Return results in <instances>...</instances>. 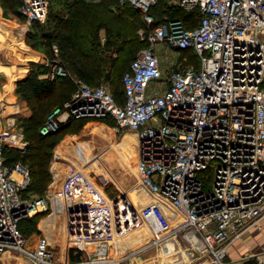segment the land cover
<instances>
[{
    "label": "built area",
    "instance_id": "2783aa9c",
    "mask_svg": "<svg viewBox=\"0 0 264 264\" xmlns=\"http://www.w3.org/2000/svg\"><path fill=\"white\" fill-rule=\"evenodd\" d=\"M159 1L117 0L141 12L144 25L137 34L145 42L122 72L121 97L105 83L76 81L39 128L46 134L71 119L112 117L116 131L134 130L139 183L152 199L138 207L127 197H107L106 204L68 209L69 245L85 259L56 261L46 234L32 247L20 222L47 210L52 197L25 195L29 166L5 162L6 149L28 145L7 112L0 127V264L7 254L16 260L17 253L23 264H105L114 238L141 223L156 230L155 242L180 234L188 250L207 253L206 264H227L231 242L264 215V0H163L195 13L189 26L179 16L153 24L149 10ZM19 12L28 23H44L49 0H21ZM160 42L189 51L197 64L177 61L163 91L155 86L164 81L155 52ZM57 65L52 63L48 77L65 74ZM100 183L105 189L108 181ZM166 206L180 216L175 222Z\"/></svg>",
    "mask_w": 264,
    "mask_h": 264
},
{
    "label": "rangeland",
    "instance_id": "374dc122",
    "mask_svg": "<svg viewBox=\"0 0 264 264\" xmlns=\"http://www.w3.org/2000/svg\"><path fill=\"white\" fill-rule=\"evenodd\" d=\"M84 2H87L91 6L85 12L87 16L83 18L79 15L82 1L75 2L72 5L70 0H49L50 20L47 24H34L35 22L28 23L25 17L19 12L21 0H15L13 3L8 0H0V29L8 33L9 37L8 41L3 43V47H0V62H3L2 65H0V68L5 71L7 70L8 72L14 71L15 73L16 69L19 68L22 62H25V64L27 63L25 66L27 67L26 69H34L39 63L47 64L51 68L52 58L57 59L56 61L61 58H63V60H68L63 57L64 53L62 54L60 44L63 43L67 45L69 43V45L73 47V50L68 48L67 52H69L73 58L77 57L78 53L92 58L102 56L107 59V63L101 67L102 72L100 71V75L93 80H85L79 75V77H76L75 79H72L71 77L60 78L57 80V83L69 79L70 82L74 84L75 89L77 86L76 81L80 80L88 84H96L98 82L107 83L112 90L120 88L122 70L127 65V60L131 59L133 53L140 45L137 30L144 25L143 16L141 14L142 22L140 19L141 17L135 15V8L132 7L121 8L122 6L119 7L116 4L112 6L107 4L100 5L102 3L101 0H89ZM167 4L168 3H164L162 5ZM162 16L170 17V15H167L166 13H163ZM99 23L105 24L109 29L107 31L105 28L94 29V34L91 35L93 37L92 41L95 48L93 49L91 48L88 33ZM24 28L26 29L24 30ZM44 34L47 35V37H41ZM69 34H73L70 39L66 37ZM21 40L26 43L30 52L25 57L22 52L19 51V41ZM49 49L51 53L49 52ZM155 51L158 53L157 55L159 58H161L160 62L162 67H164V64L167 65L169 62L171 63L174 60H177L179 55L183 53L181 50L169 44L165 46L162 43L156 44ZM59 66V64L56 66L57 70H60ZM19 70L18 77L21 74L27 73L22 67H20ZM105 71H109V80L101 78V74ZM57 72V74H61L60 71ZM66 74L69 76L68 73ZM165 75L166 72L165 74L163 73V77H166ZM21 76V78H23L24 75ZM155 86L160 91L161 82L158 81ZM148 90L152 91L151 87H149ZM15 92L17 94L16 98H13L12 96L11 98H6V100L9 102L12 101L10 102L12 105V110L10 112L11 115L15 114L16 124L28 134V121L26 120L24 99L21 97V94L17 92V84L15 86ZM56 94L59 95L58 92H56ZM13 108L15 109L14 112ZM9 109L10 108L7 107L2 110H4V114H6L8 112L6 110ZM81 128L76 130L73 127H70L63 132L55 133L51 137V139L56 140V143L51 151L52 155L50 161L52 160L53 162L51 163L52 167L49 164V172L50 168L51 172H57V174L53 176L54 181H59V179L62 178L63 180L75 178L83 179L84 186H87V188L94 187L96 192L94 194H87L84 192L73 193L69 189L66 192L55 191L56 194L64 198V209L62 211L56 210V215L47 222V225H42L41 220L55 209V198L48 199V209L37 212L40 214L39 218L36 220L33 219L29 227L27 226L28 222L30 224V220L37 213L27 217L21 228L22 233L28 237L27 243L32 247L36 244L37 239L40 236L46 234L53 245L55 260L62 263L77 261L72 260L69 257V250L72 245H69L65 229L67 226L66 212L68 209H77L78 207L93 203V201L96 203L97 201L104 200V203L106 204L109 202L107 197H117L121 198L123 201L125 200V197H127L128 199H131V202L136 206L135 202L139 201L138 199L140 195H145V192L140 189L139 192H135L136 198H132L131 195L133 194L129 195V193L126 192L127 189L124 185L126 182L128 185L138 182L136 166L138 159L137 150L136 155L134 154L136 145L134 140L136 138L135 133L128 129L116 131L115 120L112 117L106 119L93 118L91 122H88L82 129ZM72 133L77 134H75L74 137H71ZM80 145H82V149L79 148L81 147ZM78 148L81 151H79L77 156ZM6 163L10 165V163ZM75 166L85 170L87 176L79 172ZM72 168L75 169V172H72ZM103 177L108 181L105 188V190L108 191V196L101 188L102 186L100 182H102ZM49 184L50 182L47 187L50 186ZM53 184L54 183L51 184V188ZM33 185L34 183L32 180L30 185L24 191L25 195L29 197L40 196L37 191L33 190ZM137 186L141 188L138 183ZM45 192L46 190L41 195H44ZM141 203L142 202L140 201L138 202V207ZM143 224L141 223L133 226L130 229V233L132 232V234L139 237V230H143L151 233L152 237H158V234L153 232L148 224ZM140 239L141 238H139V240ZM141 242H144V239H141ZM151 244L156 245V243L153 242H151ZM160 245H163V242ZM131 247L134 249L137 246L135 247L133 243ZM15 256L16 260L19 261V264H23L21 255L17 253ZM9 259L10 254L4 259V263L11 264L12 260ZM83 259H85V256Z\"/></svg>",
    "mask_w": 264,
    "mask_h": 264
},
{
    "label": "crops",
    "instance_id": "0c3cea01",
    "mask_svg": "<svg viewBox=\"0 0 264 264\" xmlns=\"http://www.w3.org/2000/svg\"><path fill=\"white\" fill-rule=\"evenodd\" d=\"M43 37H44V35H43ZM19 43H20L19 51L22 52L24 57L27 56V54L30 52H29V49H28L26 43H24L23 40L19 41ZM160 43L164 44L165 46L168 45L165 42H160ZM1 47H3V46H1ZM49 52L51 53L50 49H49ZM181 52H183V53H181L179 55L177 60H174L171 63L169 62V64H167V65L164 64V67L161 66V62H160L161 58H159V56L157 55L159 58L160 67H161L163 73L165 74V72H166V75H165L166 77H163L164 81L161 82L160 91H163L165 84H167V76H168L169 70L171 69V67L173 65H176L177 61L185 60L184 63L196 64L194 56L189 51L185 50V51H181ZM156 54H158V53H156ZM166 58H167V56H166ZM56 60L57 59L52 58L51 62L53 63ZM57 62L61 63L63 65V67H65L63 69V67L60 65L62 70L69 74V77H71L72 79L79 77V75H77L73 70H71L69 68L67 61L65 62V60H63L61 58ZM2 63L3 62H0V65H2ZM26 64H25V62H22L21 65L19 66V68L22 67L23 70L25 69L27 72L25 74H21V75H24L23 77L27 76L32 69V68L26 69L27 68V67H25ZM43 65L47 67V72L41 73L39 75L40 78L48 77L47 73L50 69V66H48L47 64L45 65L43 63ZM19 68L16 69L15 73H14V71L8 72L7 70L5 71V70L0 68V104L4 103V108L9 107L10 109L6 110L8 112H10L12 110V108H11L12 106L10 103L12 101L9 102L6 100V98H8V97L11 98L12 96H13V98L14 97L16 98L17 94L15 92V86L17 84V81L19 79H22L21 75L19 77L17 76L19 74V71H20ZM107 72H109V71H105L104 75L101 76V78H105L106 80H109L110 75H109V77H107L106 76ZM66 73L65 74L64 73L57 74L54 78H57V79L58 78H64L65 77L64 75H66ZM57 76H59V77H57ZM48 78H50V77H48ZM54 78H50V79H54ZM105 84L109 87V85L107 83H105ZM112 91L115 92V90H112ZM23 101H24V105H25L24 107H25V113H26V119H27L30 111H29V108L27 106L26 101L25 100H23ZM14 111H15V109L13 108V112ZM4 115H5L4 110H2L0 113V127L5 122ZM11 116L15 118V114L11 115ZM91 120L92 119H89L88 121H86V123H84L83 127L88 122H91ZM128 130H131V129H128ZM131 131L135 133L134 130H131ZM75 134H77V133H72L71 137H74ZM72 139H74V138H72ZM85 141H87V140H85ZM80 146L81 147H79V148L82 149V145H80ZM136 150H137V141H136ZM52 162L53 161L51 160L50 161L51 167H52V164H51ZM77 170L79 172H81L83 175L87 176L85 170H82L80 168H77ZM72 172H75L74 168H72ZM50 173L52 176V180L50 181V184H49L50 186H48L46 188V192L44 195L47 198L48 197H50V198L54 197L55 198V201H54V208L55 209L48 216H45V218H43L41 220L42 225H47V222L50 221V219L56 215V210L62 211L65 207L64 198L62 196L60 197L58 194H56V192H58V191L66 192L68 189L73 193L84 192L87 194H94L96 192L94 187H90V188L88 187L87 188V186H84L85 184H84L83 179H76L75 178V179H70V180H63V178H62V179H59V181H56V180L54 181L53 176L55 174H57V172L56 173H54L53 171L51 172V168H50ZM52 183H54L53 184L54 186L52 185V188H51ZM137 183L140 185L139 179H138V182H136V183L134 182V184L131 183L132 185H128L127 182L124 183L125 188L127 189L126 192H128L129 195L133 194V195H131L132 198L133 197L136 198L135 192H139L140 189L145 192V190L142 187L139 188V186H137ZM103 190H104V193L106 195H108L107 194L108 191L105 189H103ZM140 197L141 198L138 199L140 202H143L144 200L152 199V196H150L149 194L148 195L145 194L144 196H142V194H141ZM129 200L131 201V199H129ZM138 202H135L136 206H138ZM166 211H167V213L170 217V220L172 222H175L176 219L180 217L175 212V210H173L170 206H166ZM145 224L146 223H144L143 225H145ZM152 231L154 232L156 230L152 229ZM130 234H131V236H130ZM138 236L139 237L135 236L134 234H132V232L130 233V230H129L127 232V234H125L123 236L115 237L113 242L111 243V246H110L109 252H108L109 253V256H108L109 262L105 263V264H206L207 263V259H208L207 253L204 250H200V251L187 250L188 249V243L185 241L184 238L181 237L180 234L178 236H173L171 234V235L167 236L166 238H164V240H162V241H166L167 239H172L173 240L172 241L173 247H171V248H169L167 246V242H165L163 245H160L162 243V241L155 242L153 239L156 237H152L151 233H149V232L139 230ZM139 238H141L142 240L144 239V242H141V239L139 240ZM151 242L156 243V245L151 244ZM133 243H134L135 247L137 246L134 249H132V247H131V245H133ZM198 247L202 248V245L200 244ZM70 248H72V247H70ZM80 252H81L80 258H84V256H86V254L83 251H80ZM198 260H199V262H198ZM247 260L254 261V264H264V215L258 219V221L255 225H251L246 230H244V232L238 238H236L233 242H231V244L227 248V254H226L227 264H244Z\"/></svg>",
    "mask_w": 264,
    "mask_h": 264
},
{
    "label": "trees",
    "instance_id": "16d2710c",
    "mask_svg": "<svg viewBox=\"0 0 264 264\" xmlns=\"http://www.w3.org/2000/svg\"><path fill=\"white\" fill-rule=\"evenodd\" d=\"M8 1L9 2L12 1V3L15 2V0H8ZM80 1H82V5L79 11V15L84 18L85 16H87L85 12L90 8L91 5L88 4L87 2H84L86 0H71L72 5L73 3ZM101 1L102 3L100 5L107 4L109 6H112L116 4L119 7L122 6L121 8H126V7L135 8L131 6L129 3L120 5L117 2V0H101ZM164 3L166 2L160 0L158 4H156L154 7H152L149 10L154 17L153 24L158 23L162 19L163 13H166L167 15L169 14L170 17L172 16L181 17L188 26L195 24V19H194L195 13L185 12L177 7H168L167 5H162ZM135 12H136L135 15L141 17V12L137 8H135ZM140 19L143 22L142 17ZM49 20L50 19L48 13L47 20L42 24H47ZM34 24H40V23L36 21ZM99 28H105L106 31L109 29L108 26H106L105 24L99 23L95 26V28L91 30V32L88 33V38L90 40L91 48L93 49L95 48H94V43L92 41L93 37L91 35L94 34V29H99ZM69 35L66 36L68 39H70L73 36V34H71L70 36ZM44 37H47V35L44 34ZM144 44L145 42L142 39H140V45L133 53L131 59L134 57L136 51ZM60 45H61L60 48L62 50V54L64 53L63 57L69 60L68 61L65 59V61L68 62L69 68L73 70L77 75H80L85 80H93L94 78H97V76L100 75V73L102 72L101 67L106 65L107 63V59L103 58L102 56L98 58H92L90 56H83L81 53H78V56L73 58V56L69 52H67L68 48L73 50V47H71L69 43L67 45L63 43ZM131 59L127 60L128 63L123 68L122 72L125 70V68H127ZM59 62L57 63L63 67V65ZM64 68L65 67H63V69ZM46 72H47V67L43 66L42 63H39L36 65L34 69H31V71L27 76L17 81V92L20 93L21 97L26 101L30 111L26 119L28 121L27 129L29 130V133L26 134V132L24 131L26 138L28 140V145L23 151L15 150V149H6L4 152L5 162L10 163V165L16 160H21L29 166L32 180L34 183L33 190L37 191L40 194V196L41 194L44 193L48 183L51 180V174L49 172V164L52 155L51 151L56 143V140L51 139V137L55 133L61 131L63 132L66 129H69L70 127H73L76 130L80 129L84 125V123H86V121L89 120L87 118L71 119L69 122H67L64 125H61L55 131L48 132L46 134L40 133L39 128L43 124L46 116L54 109V107H56L57 105H61L67 98H69V96L72 94L73 90L75 89L74 84H72V82H70L69 79H65L64 81H60L57 83V80L60 78L58 79L57 78L50 79L48 77L40 78L39 75L41 73H46ZM103 75L104 72L103 74H101V76ZM64 76H65L64 78L69 77L67 76V74ZM56 92H58L59 95H57ZM114 94L118 98H120L122 95L121 77H120V88H116ZM39 216L40 214L38 213L35 214L31 220L29 219L30 224L28 222L27 226L29 227L31 225V221H33V219L36 220L37 218H39ZM25 220L26 218L20 222V228H22V224L25 222ZM80 255L81 252L79 251L75 252V248L73 247L70 248L69 257L72 260H79ZM244 264H254V261L247 260Z\"/></svg>",
    "mask_w": 264,
    "mask_h": 264
},
{
    "label": "bare ground",
    "instance_id": "6f19581e",
    "mask_svg": "<svg viewBox=\"0 0 264 264\" xmlns=\"http://www.w3.org/2000/svg\"><path fill=\"white\" fill-rule=\"evenodd\" d=\"M5 33V34H4ZM8 39H9V37H8V33H6V32H4V31H2V29H0V45H2L3 46V43H6L7 41H8ZM11 39V38H10ZM1 47V46H0ZM134 134V133H133ZM135 136V135H134ZM135 140V143H136V138L134 139ZM79 149V148H78ZM79 151H80V149L78 150V152H77V156H78V154H79ZM135 155H136V145H135ZM172 239H167L166 241H164L163 242V244L165 243V242H167V246L169 247V248H171V247H173V243H172ZM181 245V244H180ZM188 250V249H187ZM9 254H7L5 257H4V259H6L7 258V256H8ZM9 260H12V262H11V264H13V262H16V263H18L19 264V261L18 260H15V259H12V257H11V255H10V259Z\"/></svg>",
    "mask_w": 264,
    "mask_h": 264
},
{
    "label": "water",
    "instance_id": "95a60500",
    "mask_svg": "<svg viewBox=\"0 0 264 264\" xmlns=\"http://www.w3.org/2000/svg\"><path fill=\"white\" fill-rule=\"evenodd\" d=\"M106 76L109 77V73L108 72L106 73Z\"/></svg>",
    "mask_w": 264,
    "mask_h": 264
}]
</instances>
